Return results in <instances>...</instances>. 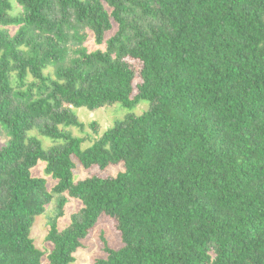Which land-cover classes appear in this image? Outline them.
Wrapping results in <instances>:
<instances>
[{
  "label": "trees",
  "instance_id": "trees-1",
  "mask_svg": "<svg viewBox=\"0 0 264 264\" xmlns=\"http://www.w3.org/2000/svg\"><path fill=\"white\" fill-rule=\"evenodd\" d=\"M15 2L0 0V264H71L102 214L120 245L92 264H264V0ZM115 102L147 107L80 148L74 109ZM73 156L123 168L78 179ZM54 195L57 215L80 207L45 253L30 229Z\"/></svg>",
  "mask_w": 264,
  "mask_h": 264
},
{
  "label": "rangeland",
  "instance_id": "rangeland-1",
  "mask_svg": "<svg viewBox=\"0 0 264 264\" xmlns=\"http://www.w3.org/2000/svg\"><path fill=\"white\" fill-rule=\"evenodd\" d=\"M11 1L13 4V10L10 13L16 14L20 11V7L17 5L15 0ZM82 45L86 47L87 51L104 48V43H95L90 32H88V35H86L84 41H82ZM52 68L53 67L48 66L45 71L49 72L52 70ZM146 107L147 104L145 102H139L131 109L130 106H125L122 103L115 102L93 111H89L86 108L74 109L77 119L82 122L83 126L82 128L70 126L66 129L73 135L83 137L80 148H84L90 143L92 138L99 136L108 126L113 123L114 120L121 119L129 109L135 114H140L146 109ZM91 122L95 123L94 126L96 131H94L91 127ZM40 138L43 141L45 139V137L42 136ZM6 139L7 136L4 130L0 127V146ZM48 144L49 142L44 141V145ZM72 160L75 163L72 173L74 178L78 179L85 176L113 175L123 168L121 163H110L102 168L98 165H94L90 169L85 170L76 157L73 156ZM32 173L35 176L45 177L47 179L48 187L52 186L55 182V179L51 178V176L45 173L43 161H38V163L32 169ZM62 196H66V194H63ZM79 207L80 201L71 198L63 206V214L57 215L59 213L58 197L57 195H54L45 212L35 217L34 223L30 229V236L34 239L35 245L43 252L47 253L51 249L50 244L44 240L47 226L58 216L56 219L57 225L59 228H63L69 223V216L76 212ZM103 239L107 241L106 243L109 247L116 248L120 245V237L113 227L112 220L102 214L98 218V222L96 223L95 227L91 230L90 235L85 240H83V246L75 252V260L71 262V264H92V261L95 257L103 255ZM41 264H46L45 257H43Z\"/></svg>",
  "mask_w": 264,
  "mask_h": 264
}]
</instances>
